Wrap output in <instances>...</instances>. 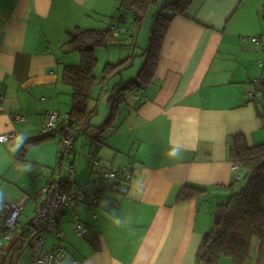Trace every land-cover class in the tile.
Listing matches in <instances>:
<instances>
[{
    "label": "crops",
    "instance_id": "1",
    "mask_svg": "<svg viewBox=\"0 0 264 264\" xmlns=\"http://www.w3.org/2000/svg\"><path fill=\"white\" fill-rule=\"evenodd\" d=\"M245 1L249 4V0H193L185 14L172 21L153 80L138 84V89L128 92L131 100L121 104L120 109L126 105L125 117L118 118L119 109L114 125L100 136V144L92 146L91 136L86 135L90 144L75 149L71 156L77 182L91 179L88 160L81 167L78 159L84 155L86 160L94 148L98 156L102 150V165L114 170L128 165L134 175L126 192L103 193L112 204L80 208L79 218L89 227L86 236L76 234L73 212L65 211L63 217L67 216L59 224L66 232L65 264H196L203 237L213 226V210L229 200L228 187L238 175L229 153L230 138L243 134L254 145L264 133V102L252 101L254 82L261 79L257 60L264 52L244 40L247 35L241 31L238 14ZM121 2L0 0V136L19 134L8 142L0 140V201L13 203L25 195H40L25 206L26 219L20 217L18 235L0 250V264L4 260L20 264L27 249L29 264L32 258L34 240L21 237L23 251L15 244L37 201L46 196V186L57 176L61 136L31 147L23 163L16 156L27 139L43 131L49 112L72 109L73 88L63 81V73L66 66L79 64L80 54L69 40L77 28L102 29L104 22H109V28L118 16L126 26L120 27L127 28L130 36L135 34L134 14L122 10ZM128 58L131 68L135 59ZM120 62L123 58L114 64ZM139 72L130 82H138ZM118 85L126 84L121 80ZM103 89L98 102L110 114L109 96L114 89L107 95ZM16 113L24 114L26 121H14ZM172 148L181 149L180 155L171 156ZM184 185L198 188L200 196L178 202ZM70 233L83 238L80 245L68 242ZM56 241L51 236L47 245ZM251 258L249 264H256V240Z\"/></svg>",
    "mask_w": 264,
    "mask_h": 264
},
{
    "label": "trees",
    "instance_id": "2",
    "mask_svg": "<svg viewBox=\"0 0 264 264\" xmlns=\"http://www.w3.org/2000/svg\"><path fill=\"white\" fill-rule=\"evenodd\" d=\"M121 1L122 10L128 13H133L135 22L140 23L147 15L151 6L157 4L161 0ZM192 2L193 0H175L173 2H168L158 12L151 28L147 57L138 74V82H130L124 86L118 85L114 88L109 96L110 114L100 125H95L93 123L96 111L91 108V89L96 80L98 81L94 75L98 62L95 50L108 45L117 37L113 35L110 26L109 28L91 30L76 29L68 44L80 54V62L77 65L66 66L63 73V81L73 88V103L72 109L69 113L70 118L68 123L78 129L75 144L77 137L82 132L85 135L91 136L93 142L92 146L100 144V136L114 125V121L117 118V112L125 99L124 91L136 90L138 89V84L148 83L153 80L160 61L164 41L167 37L172 21L176 16H183ZM165 13H168L169 16H166ZM120 21L122 22V18ZM253 37L255 36H244V40L251 42L255 46H261L264 52L263 38L260 43L257 44L253 41ZM257 63L264 71V56L260 57L257 60ZM129 67L130 66H127V61L118 64L107 63L101 81L99 80L103 85V88L105 89V85L108 84L109 79L116 76V74H120L123 70ZM254 84H257V88L252 93V101H254L256 105H261L260 100L262 99L264 102V75L262 74V78L254 82ZM108 93L109 91L107 90L106 95ZM63 124L64 122L60 121V124H58L55 130L41 132L40 134L27 139L16 156L17 161L23 163L25 161V156L31 147L53 139L57 133H60L59 130ZM92 131L99 132V134L97 136L91 135ZM229 143V153L231 160L234 163L233 166H239V169L236 171L238 175L235 182L228 187L231 190L229 200L224 204H218L213 210V226L203 237L196 256V264H221L223 257H228L231 264H249L254 240L258 242L259 252V258L256 264H264V143L250 145L243 134L233 135L230 138ZM93 151L94 152H90V157L93 154L98 156L97 148H94ZM60 152L61 140L57 154L56 169L59 168ZM74 152L75 145L71 155H73ZM71 155L67 162L66 179H69L72 176L74 179V175H76V173L73 174L70 172V168H76ZM89 167L93 171L91 176V178H93L97 169L90 164ZM243 170H246V173H244ZM67 171L69 172L67 173ZM119 171H122V174L116 182V186L121 184L125 189L123 191L126 192L127 187L132 182L133 178H128L127 172H131L133 176L134 170L126 165L124 169ZM244 177L248 181L247 187L236 192L235 185ZM123 191L122 193H124ZM198 191V188L192 185H184L177 196V201L185 202L197 198L200 196ZM102 207L104 206H101L100 208ZM81 223L83 222L81 221ZM27 224V227L22 229L19 240L15 244L19 251H23L22 249L25 248L24 243H22V240L20 239L21 237L24 238L25 241L28 240L32 242L35 240L39 232V229L32 224L31 220ZM83 224L88 227L87 224ZM16 231L14 233V238L15 235H18L19 233ZM87 233L84 236H86ZM0 250H2V248H0ZM1 264L14 263L4 260ZM78 264L80 263L78 262Z\"/></svg>",
    "mask_w": 264,
    "mask_h": 264
},
{
    "label": "built area",
    "instance_id": "3",
    "mask_svg": "<svg viewBox=\"0 0 264 264\" xmlns=\"http://www.w3.org/2000/svg\"><path fill=\"white\" fill-rule=\"evenodd\" d=\"M121 18L117 17L110 25V29L115 37L121 33H128L127 28L120 27ZM262 37L255 36L253 41L260 43ZM139 99V97H136ZM69 113H60L51 111L48 115L47 123L42 132H50L56 129L60 121H63L60 133L61 136V152L59 159V168H57L58 176L52 179L46 186V196L40 202L34 211L32 224L39 229V232L33 242L32 258L30 264H64L68 252L65 248L66 233L59 228V224L69 206H72L74 212V230L77 235L84 236L88 227L81 223L79 218V210L82 205L88 208H100L113 203L106 199L103 193L108 190L123 191L125 190L121 184L116 186V182L120 178L122 171L101 167L100 158L93 154L89 158V164L97 169L96 174L86 183L77 182L73 176L69 179L65 178L67 162L74 149L78 129L68 123ZM14 121L24 122L26 116L22 113H16L13 116ZM19 134L16 132L0 136L2 142L17 139ZM239 166H233L236 172ZM70 172L75 174L76 168H70ZM128 178H132L131 172H127ZM39 194L25 195L21 200L13 203L0 201V248L6 242L10 241L15 231L18 229L20 217L23 215L25 206L28 202L36 199ZM97 217L96 215L94 216ZM55 233L56 243L51 248H47V235ZM78 264V262H74Z\"/></svg>",
    "mask_w": 264,
    "mask_h": 264
},
{
    "label": "rangeland",
    "instance_id": "4",
    "mask_svg": "<svg viewBox=\"0 0 264 264\" xmlns=\"http://www.w3.org/2000/svg\"><path fill=\"white\" fill-rule=\"evenodd\" d=\"M175 0H162L160 1L158 6H154L152 7L149 12L147 13V15L145 16L144 20L142 22H138V23H133L134 26H137L138 29L135 30V34H132L130 36V33H121L114 41H112L111 43H109L106 46L97 48L95 50V55L96 58L98 59L97 62V66L95 68L94 71V75L96 76V78L98 79V81L96 80V82L93 84L94 86L91 89V96H92V100H91V108L96 111V116L93 119V123L95 125H99L100 123H102L106 117H108L109 113L106 112L107 110H104V106L98 102L99 99V93H101V89L103 87V85L101 84V78L103 76L104 73V68L107 65V63H112L114 64V62H116L119 59L123 58V61L125 60H129V64L131 66L132 61L131 59L128 58V56H132L134 60V66L133 67H129L127 69H125L124 74H122V76H118V77H113L111 79L108 80V84L105 85V89H107L108 91H111L114 89V87L116 86V83H118L119 81H123L124 84H127L128 82H130L132 80V76L136 75V73L142 69L145 61H146V57H147V49L149 47V43H150V34H151V28L154 22L155 17L157 16L158 12L166 5V3L168 2H173ZM248 2V1H247ZM246 4V1H245ZM258 9V10H257ZM261 12V13H260ZM166 16H169L168 13H165ZM119 17V16H118ZM121 17V16H120ZM238 18H240V25H241V31L243 32L244 35L247 36H251L253 34L255 35H263L262 37L264 38V0H249V4H246L242 10L240 11V13L238 14ZM109 22H104L100 28H107ZM141 23L145 24L143 27V30H141L139 32V27L141 25ZM131 23H129L130 25ZM123 27L124 24H121ZM107 26V27H106ZM134 28V27H133ZM264 45V43H263ZM262 48V47H259ZM77 61L79 62V56L78 54L75 52L74 53ZM77 62V63H78ZM264 75V71L263 69H260V74L258 77L262 78L261 75ZM100 80V81H99ZM128 92L131 91H124V104H126L127 101L131 100V96L132 94H128ZM261 105H263V100H260ZM99 103V104H98ZM126 107V105H123L122 108L120 109L122 112H120L118 115L119 119H123L125 117V114L123 113L124 108ZM107 114L106 117H104V115ZM93 135L95 134H99V132L96 131H92L91 132ZM108 136H111V133H108ZM86 135L84 133L81 134V137H79L76 141L75 144V149L76 151H79L80 149H82L83 145L85 144H90V140L85 138ZM264 143V133H261L259 135V140L257 142V144L254 145H258V144H262ZM86 147V146H85ZM94 152L93 149L89 150V152ZM88 152V150H87ZM85 152V154L87 153ZM102 150L99 152V156H101ZM89 155L86 156V160H84V155H82L79 159H78V163H80V166L82 167L84 165V163L88 160V158L90 157V153H88ZM98 156V157H99ZM100 164H101V160H100ZM101 167H106L108 169H111L110 167H107L105 165L101 164ZM90 170V168H89ZM69 171H67L68 173ZM244 173H246V170H243ZM74 177H76L74 175ZM75 179V178H74ZM247 179H245V177L243 179H241L238 184L235 185V189L236 192L241 191V189H244L247 187ZM228 196H230V193L228 194ZM227 196V197H228ZM227 199V198H226ZM31 206H29L30 209ZM71 209L72 210V206H69L66 210ZM94 210V208H91ZM68 210V211H71ZM73 212V210H72ZM67 215L65 214L64 217L65 218ZM72 216V215H71ZM25 213H23V215L21 216V218H24ZM33 218V217H32ZM26 219V218H24ZM74 221H75V217H74V212H73V218L71 217V223L72 225H74ZM66 222V221H65ZM19 224H20V220H19ZM66 233V232H65ZM51 234V235H50ZM48 234V238L47 241L49 239V237L54 236L55 237V233H50ZM83 238H79L76 235L70 233L68 235V242L69 243H78L79 245L81 244ZM52 247V246H51ZM50 244L48 242L47 248H51ZM30 250H26L24 252H22V259L20 261V264H29V262H27V258L26 255L29 256ZM252 258L250 259L249 263L252 262ZM221 264H231L230 259L228 257H223L221 260Z\"/></svg>",
    "mask_w": 264,
    "mask_h": 264
},
{
    "label": "clouds",
    "instance_id": "5",
    "mask_svg": "<svg viewBox=\"0 0 264 264\" xmlns=\"http://www.w3.org/2000/svg\"><path fill=\"white\" fill-rule=\"evenodd\" d=\"M180 153H181V149H179V148H172V149H170V155L173 156V157L179 156ZM115 223L117 225H121L122 224L121 221H119V220H116Z\"/></svg>",
    "mask_w": 264,
    "mask_h": 264
}]
</instances>
